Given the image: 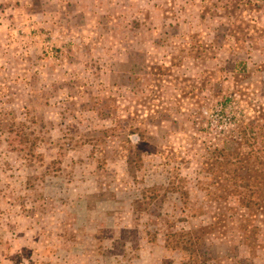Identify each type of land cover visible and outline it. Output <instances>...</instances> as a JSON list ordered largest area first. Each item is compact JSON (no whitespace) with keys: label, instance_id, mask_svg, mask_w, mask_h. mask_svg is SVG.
<instances>
[{"label":"rangeland","instance_id":"374dc122","mask_svg":"<svg viewBox=\"0 0 264 264\" xmlns=\"http://www.w3.org/2000/svg\"><path fill=\"white\" fill-rule=\"evenodd\" d=\"M192 2L0 0V101L19 118L23 106L33 107L32 127L41 138L37 152L42 155L29 165L18 150L21 145L16 135L4 132L0 136V264H183L187 261L182 250L165 248L163 239L170 228L188 229L200 221L205 224L220 211L212 203L193 208L195 200L201 201L203 195L197 187V180L202 179L200 166L192 161L179 170L186 177L188 197L181 199L177 188L167 185L168 190H160L163 200L160 207L155 203L160 200L150 201L143 206L150 214L139 215L140 208H134L138 204L135 203L137 187L150 186L156 181L165 183L169 169L163 170L161 166L159 171L146 160L147 169L137 171L138 183L133 184L125 170L126 152L122 148L119 151L118 146L100 144L97 148L103 150L98 152L68 136L77 139L79 133L109 124L90 109L101 98H114L117 113L122 115L127 114L125 107L129 104L138 113L137 120L145 119L159 142L162 131L157 132L153 124L174 130L181 127L184 114L199 108L198 98L179 96L183 109L172 107L169 115L157 118L152 124L147 118L154 113L146 106L136 105L129 97L127 104L122 98L133 87L129 81L133 77L131 71L136 70L130 67L132 63L139 68L169 66L168 55H176L171 43L182 42L181 37L175 36L187 34L188 29L164 27V22H168L164 19L171 17L179 4L184 6L183 13L192 24H199L196 20L200 4L198 0ZM218 12L224 14L222 10ZM236 15L238 20L227 32L245 43L239 41L234 51L224 49L216 60L198 65L207 70L221 65L222 76H227L221 80L222 91L240 88L259 110L257 105L264 103V6L241 7ZM135 19L150 21L155 31L129 29L128 25ZM198 27L203 30L205 25ZM151 40H160L162 46L152 48ZM204 40L208 42L210 38ZM145 50H150V54H144ZM235 60L244 61L246 68L239 64L233 80L229 73ZM191 63L184 60V65L176 69L182 74H193L190 67L197 62L191 60ZM137 76L144 92L147 83L155 78L146 72ZM151 83L156 86L152 94L154 103H161V98L171 107L172 101L165 100L170 93L168 87H160L157 75ZM177 83L181 84L179 80ZM211 92L203 89L199 96L211 97ZM202 113L206 114L203 110ZM206 116L211 132L222 124L217 122V111ZM175 135L178 134L170 135L171 145L182 155L189 145ZM195 152L200 153L197 149ZM155 160L158 162L159 158ZM230 205L235 208L225 212L224 220L216 226L219 232H226L225 238H217L222 236L219 234L213 239L214 253L219 255L217 264H235L240 259L242 264H264V210L251 209L255 216L250 220L258 229L249 242L238 235L243 233L238 228L248 222L238 216H247L248 210L233 202ZM195 209L199 215L191 217ZM158 211L160 216H156ZM233 213L235 222L226 219ZM134 228L138 230L135 244L133 235L126 234Z\"/></svg>","mask_w":264,"mask_h":264},{"label":"trees","instance_id":"16d2710c","mask_svg":"<svg viewBox=\"0 0 264 264\" xmlns=\"http://www.w3.org/2000/svg\"><path fill=\"white\" fill-rule=\"evenodd\" d=\"M189 1L193 3L194 0ZM198 1L200 6L197 7L196 22H199V24H192L191 19H188V16L183 13L184 6L179 4H177L176 12L171 17L168 16L164 19L168 20V22H164V27L167 25L168 27L176 26L180 31L188 29L187 34L175 36L181 37L182 42L171 43L170 48L173 51L176 50V55H168L170 56L169 66H167L168 64H159V66L150 67L146 65L139 68L136 63H132L130 67L136 69L131 71L133 77H129V81L133 82V84L131 83L133 87L129 89L128 96L122 97L127 104L130 100L136 105L146 106L150 112L154 113V116L149 115L147 118L152 124L157 118L162 119L169 115L172 107L183 109L179 96L181 98H198L199 108L194 109L193 113L184 114V119L180 122L181 127H171L174 129L172 130L170 127L163 128L156 123L153 124L157 126V132L162 131L159 138L161 139L160 142L156 141L157 137L153 131L149 130L147 123L144 122L145 119L137 120L138 113L133 112L129 104L125 107L127 114L122 115L117 113L118 105L114 98H101L97 99L90 109L96 111L97 116L102 120H106L109 124L100 129L86 130L85 133H79L77 139L75 136L68 137L74 142L81 140V146L88 145L94 150H97V146L100 144L106 147H110L109 145L118 146L119 151L126 152L125 170L133 184L138 183L137 171L147 169L146 160L147 163H150L159 171L162 166L163 170L169 169L170 174L175 172L172 178L170 174L167 175L168 179L165 183L156 181L150 186L137 187L135 196L137 201L135 203L138 204H134V208H140L139 215L150 214L147 208H143L150 201L160 200L155 202L159 203L158 206L160 207L161 201H163L160 199V190H168L167 185L175 186L181 199L188 197L185 186L186 177L180 175L179 170L184 166L188 167L192 161L198 164L200 166L198 171L202 173V179L197 180V187L203 192V195L201 201L195 200L193 208L200 209L205 204L212 203L220 211L217 210L212 215L211 220L205 224H203L204 221H200L188 229L179 228L174 230V228H170V231L164 233L163 243L167 249H180L186 253L187 261L183 264H217L216 259L219 255L214 253L213 239L219 234L222 236L217 238H225L224 233L226 232H219L216 226L224 220L225 212L229 211L230 208H235L234 205L228 206L229 202L248 210L247 216L243 214L238 216V219L248 221L244 227L238 228V231L243 232L238 235L244 241L248 239L251 242L250 237L253 234V237H255L258 229L250 220L252 216H255L251 209L264 210V103L260 102L257 105L260 109L256 110L254 104L240 88H233L232 92L224 93L221 88V80L222 78L226 79L227 76H222V66L217 64L214 70H207L199 68L198 64L204 61L216 60L219 52L224 49L234 51L235 45L239 41L245 43L244 39L239 40L238 37H234L227 32L230 25L238 20L236 11H240L241 7L258 8L264 6V2L259 3L258 0ZM219 10H222L224 14L221 15L218 12ZM214 16H220L221 18L220 20H213ZM201 24L205 25L203 30L198 27ZM128 28L131 30H145L148 33L156 29L154 24L145 19H135L131 25H128ZM202 35H205V38L209 37L210 40L206 42ZM149 44L152 48L156 45L162 46L160 40H151ZM144 54L149 55L150 50H145ZM184 60L190 64H193L191 60L197 62L196 66L190 67L193 74H182L176 69L184 65ZM239 64H242L241 68H246L244 61L235 60L229 73L233 80H235L236 73L239 70ZM140 72H146V74H150L155 78L157 75L161 83L160 87L162 88V85L168 87L170 93L165 96V100L172 101L171 107H167L161 98H159L161 103H154L155 97L152 94L156 86H152L151 80H155V78L147 83L148 89L144 92L143 88L140 87L139 77L137 76V73ZM164 75L169 78H163ZM177 80L181 84H178ZM206 85H208L207 88ZM218 85L219 87H217ZM203 89L212 91V96H199V92ZM172 91H174V94H172ZM181 92L183 94L180 95ZM179 108H175L176 111ZM202 110L206 114L217 111L219 115L217 122L222 124L213 132H211L208 118L206 114L202 113ZM19 114L22 118H19L14 110L3 107L0 101V136L4 132L14 133L16 140L21 145L18 150L21 151L22 158L31 165L35 162V158L42 157L37 152L41 138L37 134V129L32 127L35 124L33 107L23 106ZM173 121L175 123V120ZM188 129H191L189 133H187ZM171 133L178 134L175 135L176 139L185 140L189 145L182 155L178 151L176 152L171 145ZM197 133H202L203 136L200 137ZM195 149L200 153H196ZM102 150L103 148L100 147L98 152ZM193 153L195 154L193 155ZM155 158H159V161L155 162ZM145 200H149V202H144ZM196 210H192L191 217L199 215ZM160 215L161 212L158 211L156 216ZM234 215L233 213L226 219L235 222ZM232 229L229 228L228 230L232 231ZM137 233L136 228L126 231V234L133 235L134 244L136 243ZM242 262L243 259H240L233 263L242 264Z\"/></svg>","mask_w":264,"mask_h":264}]
</instances>
